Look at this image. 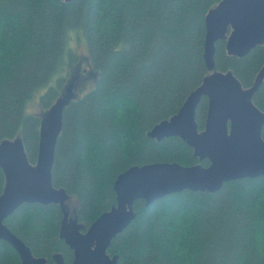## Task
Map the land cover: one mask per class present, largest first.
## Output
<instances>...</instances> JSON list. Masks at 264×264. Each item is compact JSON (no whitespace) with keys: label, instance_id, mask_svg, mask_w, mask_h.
<instances>
[{"label":"trees","instance_id":"obj_1","mask_svg":"<svg viewBox=\"0 0 264 264\" xmlns=\"http://www.w3.org/2000/svg\"><path fill=\"white\" fill-rule=\"evenodd\" d=\"M220 0H0V140L21 137L32 163L40 117L24 113L32 100L48 108L60 93L77 54L72 33L86 39L90 67L98 72L88 90L62 111L51 167L53 185L77 200L85 230L115 204L113 182L131 165L200 162L177 137L156 141L147 132L175 114L209 73L203 53L204 17ZM71 31V32H70ZM214 69L231 71L244 88L264 63V43L243 57L215 43ZM57 75L54 84L49 81ZM264 112V81L252 95ZM207 98L195 111L204 128ZM264 138V127L262 130ZM0 169V194L4 186ZM111 241L117 264H264V176L225 182L215 192L183 190L145 205ZM58 204L24 203L4 219L34 256L73 251L59 238ZM0 264H21L0 241Z\"/></svg>","mask_w":264,"mask_h":264},{"label":"water","instance_id":"obj_2","mask_svg":"<svg viewBox=\"0 0 264 264\" xmlns=\"http://www.w3.org/2000/svg\"><path fill=\"white\" fill-rule=\"evenodd\" d=\"M204 23L203 57L209 73L179 110L156 123L147 136L156 141L177 136L192 148L199 161L207 159V166L167 161L131 165L113 182L115 204L84 230L75 216L76 207L72 217L65 208V200L71 195L55 187L51 175L63 108L79 95H73L71 83L62 93L67 78L54 102L43 109L34 163L29 161L21 137L0 140V169L5 178L0 194V241L15 249L21 264H48L46 257L34 256L4 223L24 203L61 207L59 238L73 251L72 264H117L118 255H110L107 250L112 239L135 218L136 200L143 199L149 205L175 192H215L230 180L264 176V112L252 101L264 81V63L253 85L244 88L231 71L215 70L213 62L215 43L220 39L226 40L227 53L237 57L264 43V0H220L207 11ZM94 72L96 79L98 72ZM202 96L207 98V112L204 128L199 130L195 111ZM53 260V264H64L61 253H55Z\"/></svg>","mask_w":264,"mask_h":264},{"label":"rangeland","instance_id":"obj_3","mask_svg":"<svg viewBox=\"0 0 264 264\" xmlns=\"http://www.w3.org/2000/svg\"><path fill=\"white\" fill-rule=\"evenodd\" d=\"M71 32V31H70ZM70 46L77 54V60L70 66L69 73L67 76V81L65 82L64 87L62 88V93L66 92L67 86L71 83V89L73 91V95H80L82 90H88L96 77L95 72L89 65L88 55L86 50V39L82 37L81 34L72 33L70 37ZM57 75H54L52 79L49 81V85L54 84ZM47 86L41 87L39 91V95L42 94L46 90ZM37 94V101L38 95ZM78 95V96H79ZM76 98V97H75ZM78 98V97H77ZM36 100H32L29 102L28 108L31 111H28L27 105L24 107V113L26 114H37L40 118H43L44 110L41 108ZM77 206L76 198L73 196H69L65 200V208L68 211V215L72 217V212L74 208Z\"/></svg>","mask_w":264,"mask_h":264}]
</instances>
